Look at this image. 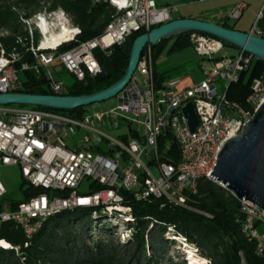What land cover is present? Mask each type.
<instances>
[{
    "label": "built area",
    "instance_id": "built-area-1",
    "mask_svg": "<svg viewBox=\"0 0 264 264\" xmlns=\"http://www.w3.org/2000/svg\"><path fill=\"white\" fill-rule=\"evenodd\" d=\"M247 7V2L237 1L228 18H240ZM178 10L177 5L159 6L155 0H133L128 16L107 32L71 42L74 44L69 48L36 51L31 62L15 60L0 78V93L20 92V73L33 70L46 75L52 94L68 95L69 84L45 68L61 65L80 81L88 75L96 76L102 72L96 50L108 51L136 31H150L167 23ZM263 11L264 7L249 31L261 37ZM190 40L206 59L202 62L204 78L191 86L180 88L179 77H173L157 87L152 69L140 61L132 80L115 96L116 104L112 106L96 109L88 105L81 114H70L0 105V165L20 166L28 186L41 189L13 208L12 201L6 199L0 171V226L12 221L28 237L31 227L47 213L67 206L132 209L125 203L123 189L139 200L160 198L186 205L190 194H196L194 174L213 172L231 129L248 123L264 101V67L252 83L247 107L227 96L230 83L238 81L241 72L251 66L253 54L239 48L214 61L210 58L227 47L223 40L199 32H192ZM189 102L199 118L194 130L183 112ZM174 144L179 149L177 159L170 154ZM238 198L241 210L237 217L250 231L248 241L255 244V253L264 256V209ZM241 256V264H246L242 252Z\"/></svg>",
    "mask_w": 264,
    "mask_h": 264
},
{
    "label": "trees",
    "instance_id": "trees-1",
    "mask_svg": "<svg viewBox=\"0 0 264 264\" xmlns=\"http://www.w3.org/2000/svg\"><path fill=\"white\" fill-rule=\"evenodd\" d=\"M38 1L24 0L27 3L26 6L33 5L35 7L38 6ZM95 1L52 0V5L53 7L63 8L69 15L71 14L70 16L73 22L82 29L78 38V40L82 41L92 39L103 33L115 14V9L108 0ZM29 15L31 14L25 13L19 17V14L12 9L11 5H0V26L8 27L12 33L6 38L0 37L2 56H12L18 53L21 59L23 58V60L30 62L33 61L32 55H35L36 51L38 52L37 44L39 34L30 31V27L26 22V17ZM213 22L235 28L234 25L230 24L228 16ZM259 24L264 29V11ZM145 32H147L145 29L134 32L124 42L114 45L108 51L96 50V56L102 66V72L96 76L88 75L82 81L75 79L72 84L68 85L66 93L68 95L90 94L107 88L118 81L128 67L131 48L135 38ZM190 35L191 33H185L169 37L161 40L156 45L148 46L156 49L161 47L165 42L171 41L168 51L170 53L181 51L192 45ZM22 36L27 42L28 52H25V49L21 46L24 42ZM224 43L227 47L239 49L225 41ZM73 44L64 45V48H69ZM18 50H21L22 53L18 52ZM263 67L264 60L254 57L249 69L241 72L239 80L230 83L227 90L228 98L247 107L246 99L252 91L253 80L262 74ZM183 71V66L160 70L157 65L155 66L153 80L157 87H161L167 80L174 77V73L179 74ZM20 78L22 80V87L19 89L20 92L31 94L53 93L49 88L48 78L44 73L38 74L33 70H27L20 73ZM31 107L58 110L70 114H81L85 110L84 106L76 109H58L36 105H31ZM162 151L164 152V149ZM170 154L174 159L179 157V149L176 144L173 145ZM22 184L25 185L26 181L24 180ZM40 191V188L34 189L27 186L24 189V196L21 200H12V207L16 208L18 203L29 199ZM121 193L125 197V203L132 207L134 217V222L128 223V226L133 230V239L130 240L131 248L124 253L121 251L122 246L105 245L103 240H98L93 237V247H90V245L85 243L84 238L80 234L77 235L74 232V226L79 223L78 218L73 221L65 219L70 212L83 214L86 211H90L96 226L98 223H101L100 225L102 227L100 226V228L106 231L108 238H117V233L115 234L117 229L113 227L108 228L103 224L109 222V216L103 215L101 209L97 207L76 208L74 210H64L57 213L44 221L42 227L30 240L14 222H4L0 226V239H6L15 245L12 246L14 248L17 245L20 247L19 244L23 247L26 240L27 242L29 241V244L31 243L30 247L24 250L27 251L26 259H29L31 264H39L40 258L45 259L47 252H52L55 256H58L62 263H68L76 255L75 248L79 247L78 245L82 242H84V247L81 246L80 251H86L87 253L85 254L88 256L82 260H78V262L83 264L93 261L105 264H159L158 258H148L145 260L142 257V252L145 250L147 243L146 237L153 229V226L159 231L165 232L169 226L174 225L177 232L185 234L188 240L193 242L198 241V243L209 248V256L215 260V264H241V252L244 255L246 264H264V256H259L255 253V244L249 242L244 237L241 232V225L237 222V216L241 210L240 200L231 195L224 187L208 178L200 180L197 193L190 194L189 199L186 201L192 208L165 202L164 199L160 198L139 200L134 197L131 191L124 189L121 190ZM82 226L86 232L90 233L92 228L90 225L86 224ZM224 238H227L230 243H223ZM217 239L221 242L218 243L216 241ZM93 256L97 259L95 260ZM49 257L53 261L58 260L52 256ZM0 264L26 263L21 262L15 249L0 246Z\"/></svg>",
    "mask_w": 264,
    "mask_h": 264
},
{
    "label": "rangeland",
    "instance_id": "rangeland-1",
    "mask_svg": "<svg viewBox=\"0 0 264 264\" xmlns=\"http://www.w3.org/2000/svg\"><path fill=\"white\" fill-rule=\"evenodd\" d=\"M156 3L160 6L163 5H177L179 6V10L173 14L174 17L180 15H186L191 17H196L203 20H213L218 21L221 16L226 14L227 9L233 3V0H155ZM241 1V0H239ZM248 3V7L244 10L242 16L239 19H229L230 24L234 25L236 29H240L243 31H250L252 26L257 22L259 14L262 12L264 7V0H243ZM11 5L12 9L19 14V17L22 14H34L38 11H45L57 8V6L53 7L52 0H39L38 6H26L27 3L24 0H0V5ZM35 7V8H34ZM41 9V10H40ZM71 15V14H70ZM20 21V18H19ZM21 25V24H20ZM25 29V28H24ZM4 32V33H3ZM4 34V35H3ZM11 29L6 26H0V37L6 38L11 35ZM23 38V44L21 46L27 50V42L25 38ZM5 44V43H4ZM171 41L165 42L159 48H153L148 46L143 52L141 63L152 69L153 75L155 66H159L160 70L171 69L173 67L183 66L184 71L182 73L176 74L174 73V77H179L180 82L193 85L195 82H199L204 78V70L202 67L203 59L195 50L194 45H190L184 48L181 51L169 52L168 49L170 47ZM236 49L231 47H226L223 50V53L210 58V60H218L224 57L225 55H232L235 53ZM18 52L22 53L21 50ZM45 71H51L55 74L56 78H59L65 81L67 84H72L75 81V77L64 70L61 65L55 64L49 68H45ZM258 78V77H257ZM256 79V78H255ZM254 79V80H255ZM253 80V81H254ZM116 104V98L113 97L109 100L103 102H97L88 106V108H96L102 109L108 106H112ZM14 107L20 108H31V105L23 106L22 104H11ZM119 133V130L115 132ZM1 171V181L7 189L6 199L8 201L12 200H21L24 196V189L28 186V183L23 185L24 178L21 172V168L18 165H0ZM84 185L81 186L83 188ZM185 207L192 208L187 203L184 205ZM115 216H109V222H105L103 224L106 227H113L117 229V238H108L106 231L100 228V224L98 223L96 226L95 221L92 219V213L90 211H86L83 214L78 212H70L68 216L65 217L67 220L73 221L78 218L79 223L82 225H90L92 228L89 232H86L83 229V226L79 223L74 226V232L77 235H81L85 243L93 247L92 237L98 240H103L105 245H120L122 246L121 251L126 252L131 248L130 240L133 239V230L128 226V223L134 221H126L123 220L124 217L121 218H112ZM116 219V220H115ZM153 226V225H152ZM151 226V227H152ZM102 227V226H101ZM105 227V226H104ZM153 229L147 235V243L145 247V252L143 251V259L148 258H158L159 264H190V258L193 255V245L195 244L199 248V256L202 258L211 259L212 264H215V260L209 256L210 249L205 247L204 245L198 243V241H190L187 239L185 234L177 232L176 227L174 225L169 226L165 232L159 231L156 227H152ZM91 234V236H89ZM220 243V240H216ZM80 243V242H78ZM82 242L79 244L77 248H75L76 255L65 264H83L78 262L79 259H83L86 256V251H80V247L83 246ZM223 243L229 244V240L227 238L223 239ZM20 248H11L15 249L18 258L21 262L26 264H31L27 257V251L25 248H29L31 243L28 246L23 244V247ZM18 246V245H17ZM84 247V246H83ZM120 248V247H119ZM94 250V249H93ZM52 256L57 261L51 260ZM191 256V257H190ZM46 258H40L39 264H64L59 260L58 256H55L52 252H47ZM49 257V258H48ZM58 257V258H57ZM63 257V256H62ZM94 257V256H93ZM95 260L97 259L94 257ZM84 264H105L100 263L98 261H93L90 263ZM108 264V263H107Z\"/></svg>",
    "mask_w": 264,
    "mask_h": 264
},
{
    "label": "water",
    "instance_id": "water-1",
    "mask_svg": "<svg viewBox=\"0 0 264 264\" xmlns=\"http://www.w3.org/2000/svg\"><path fill=\"white\" fill-rule=\"evenodd\" d=\"M192 32L217 37L264 60V37L209 20L177 17L135 38L124 75L107 88L83 95L0 93V105L22 104L76 109L109 100L117 96L132 80L146 46L156 45L163 39ZM183 112L191 129L194 130L199 124L194 104L187 103ZM210 180L226 190H234L240 198L253 201L264 209V101L253 118L226 141ZM3 241L7 244H3ZM0 246L14 248L12 246L15 245L4 239L0 241Z\"/></svg>",
    "mask_w": 264,
    "mask_h": 264
},
{
    "label": "bare ground",
    "instance_id": "bare-ground-1",
    "mask_svg": "<svg viewBox=\"0 0 264 264\" xmlns=\"http://www.w3.org/2000/svg\"><path fill=\"white\" fill-rule=\"evenodd\" d=\"M108 1L114 7L115 14L113 15V19L107 25L103 33L111 29L112 25L115 22H121L122 19L126 18L128 14L132 11V7H133V0H108ZM26 22L28 23L31 32L33 33L36 32L39 34V39L37 44L38 52H50V50H52L55 47L64 46L70 44L71 42L77 41L79 35L82 32V29L73 22L71 16L63 8H54L45 11H38L26 17ZM19 59H21V56L18 53L13 54L12 56H2V50L0 48V78L4 76V70H9L14 64V61ZM240 129H242V126H235V129H231L230 137L235 135ZM219 154L220 152L218 153V157ZM211 174L212 172L194 174L193 186L196 193L198 190V185L200 180L203 178L210 179ZM228 191L234 197L236 198L239 197L234 190H228ZM256 206L258 209H263L258 204H256ZM90 207H95V206H67L65 209L58 210L56 212L47 213L42 219V221H38L31 227V230L29 231L28 234V239L30 240L33 238L34 234L42 227L44 221H46L49 217L57 213H60L64 210H74L76 208H90ZM101 211L103 215L105 214L108 216H115L112 218L124 217L123 220L126 221L134 220L133 209L123 210V211H111V210H101ZM237 222H239L241 225V232L243 233L244 237L247 240H250V231L246 230L243 222L240 220L239 217L237 218ZM2 243L7 244L6 241H3ZM26 246H28V242H26ZM16 248L19 249L20 247L17 246ZM199 252H200L199 248L194 244L193 255L192 257L190 256L191 257L190 264H212L211 259H207V261H205V258L199 256Z\"/></svg>",
    "mask_w": 264,
    "mask_h": 264
},
{
    "label": "crops",
    "instance_id": "crops-1",
    "mask_svg": "<svg viewBox=\"0 0 264 264\" xmlns=\"http://www.w3.org/2000/svg\"><path fill=\"white\" fill-rule=\"evenodd\" d=\"M237 1H239V0H233V3L231 4V6H229V8H228L227 11H226V14H225L224 16H221L219 19H222L223 17L227 16L229 10L231 9V7H232ZM160 6H164V5H163V4H160ZM180 16H186V15H180ZM180 16H176V18H177V17H180ZM186 17H188V16H186ZM238 19H239V18H238ZM195 83H196V82H195ZM186 86H191V85H190V84H186V83H182V82H180V88H182V87H186Z\"/></svg>",
    "mask_w": 264,
    "mask_h": 264
}]
</instances>
